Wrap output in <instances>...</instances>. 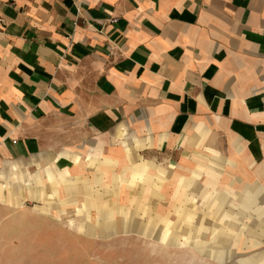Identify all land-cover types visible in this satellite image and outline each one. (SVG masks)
Masks as SVG:
<instances>
[{
  "label": "crops",
  "instance_id": "1",
  "mask_svg": "<svg viewBox=\"0 0 264 264\" xmlns=\"http://www.w3.org/2000/svg\"><path fill=\"white\" fill-rule=\"evenodd\" d=\"M0 264H264V0H0Z\"/></svg>",
  "mask_w": 264,
  "mask_h": 264
},
{
  "label": "rangeland",
  "instance_id": "2",
  "mask_svg": "<svg viewBox=\"0 0 264 264\" xmlns=\"http://www.w3.org/2000/svg\"><path fill=\"white\" fill-rule=\"evenodd\" d=\"M32 221H33V218L31 217V215H24L23 217H20L17 220H14V222H12L10 224V228L8 230H11V231H14V230L30 231L31 226H32ZM8 241H12V242L23 241V242H25V241H29V240L12 239V240H8Z\"/></svg>",
  "mask_w": 264,
  "mask_h": 264
}]
</instances>
